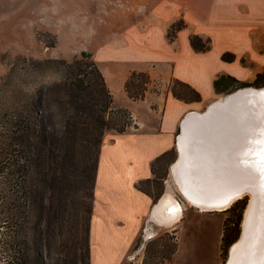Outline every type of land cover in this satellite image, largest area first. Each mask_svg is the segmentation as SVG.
<instances>
[{
  "label": "trees",
  "instance_id": "obj_1",
  "mask_svg": "<svg viewBox=\"0 0 264 264\" xmlns=\"http://www.w3.org/2000/svg\"><path fill=\"white\" fill-rule=\"evenodd\" d=\"M185 27L183 19L174 22L169 40ZM190 43L197 52L212 48L210 38L197 34L191 35ZM221 58L236 60L229 52ZM45 63L60 68L59 82L40 96L15 91L3 95L4 100L0 97V264H91V220L105 134L111 130L124 133L133 120L128 110L113 107L112 93L91 53L83 51L72 61L49 59ZM150 83L147 72H133L125 87L131 98L139 100ZM263 86L264 72L252 82L231 75L214 80L217 94L225 95ZM171 91L186 102L203 100L200 92L179 79H173ZM174 152L176 148L153 161L155 175L159 164ZM151 181H140L136 187L155 203L152 192L143 188ZM233 223L225 222L224 259L238 236L237 229L230 228Z\"/></svg>",
  "mask_w": 264,
  "mask_h": 264
},
{
  "label": "crops",
  "instance_id": "obj_2",
  "mask_svg": "<svg viewBox=\"0 0 264 264\" xmlns=\"http://www.w3.org/2000/svg\"><path fill=\"white\" fill-rule=\"evenodd\" d=\"M154 13L160 28L144 55L95 59L112 93L113 107L129 109L134 125L124 133L108 132L102 145L90 230L91 264L126 260L146 221H152L154 206L153 198L136 184L152 179L153 161L176 148L183 118L203 111L222 95L217 94L214 80L231 75L252 82L264 72V0H165ZM180 19L187 27L170 41L167 32ZM136 26L127 30L128 38L139 37ZM193 34L210 38L211 50L195 51L190 43ZM226 52L235 54L236 60L224 61ZM133 72L150 75L144 100L135 101L126 91ZM173 79L190 84L203 100L176 98Z\"/></svg>",
  "mask_w": 264,
  "mask_h": 264
},
{
  "label": "rangeland",
  "instance_id": "obj_3",
  "mask_svg": "<svg viewBox=\"0 0 264 264\" xmlns=\"http://www.w3.org/2000/svg\"><path fill=\"white\" fill-rule=\"evenodd\" d=\"M163 1L0 0V97L15 91L40 96L59 82L60 68L46 64L49 59L72 61L83 51L96 60L144 55L152 48V34L160 28L154 9ZM135 25L139 37L130 39L127 30ZM177 156L176 150L159 164L153 182L143 188L154 195V205L167 193L175 197L183 210L181 219L170 225L147 220L123 264H225L231 246L239 240L250 196L235 208L232 204L225 211H202L179 189L172 170ZM79 158L77 152L76 161ZM229 219L238 236L224 259L221 247Z\"/></svg>",
  "mask_w": 264,
  "mask_h": 264
},
{
  "label": "bare ground",
  "instance_id": "obj_4",
  "mask_svg": "<svg viewBox=\"0 0 264 264\" xmlns=\"http://www.w3.org/2000/svg\"><path fill=\"white\" fill-rule=\"evenodd\" d=\"M189 117L180 137L181 158L172 166L179 189L202 211H225L251 192L243 236L232 246L228 264H264V176L255 151L264 129V96L238 101L204 120ZM182 213L167 193L150 215L170 225Z\"/></svg>",
  "mask_w": 264,
  "mask_h": 264
},
{
  "label": "water",
  "instance_id": "obj_5",
  "mask_svg": "<svg viewBox=\"0 0 264 264\" xmlns=\"http://www.w3.org/2000/svg\"><path fill=\"white\" fill-rule=\"evenodd\" d=\"M262 96H264V86L263 87H259V88L258 87H244V88H239V89H237V90H235V91H233V92H231L229 94H226L223 97H221V98H219V99L211 102L207 106L206 110H204V112H202V113H198L196 111H192V112L188 113L183 118V120L181 121L180 128H179V134L176 137V150L178 152V156H177L176 161L178 162L180 160V158H181V149H180V140L181 139H180V137L183 136V134L185 132V129H184L185 127L184 126H185L186 121H187V119H188L189 116H190L189 119L190 118H196L197 120H204L207 117L213 116V114L215 112H217V111H220V110H224L226 108H229L230 106L234 105L238 101L244 100L246 98L247 99H251V98H258V97H262ZM222 108H224V109H222ZM245 193H246V195H249L250 196L249 204L247 206V208H248L250 206V202H251V194H250L251 192L245 191ZM162 197L159 199V201L162 199ZM242 198H240V199H242ZM153 208H154V206H153ZM245 213H246V211H245ZM150 218H151V215H150ZM244 221H245V215H244L243 222ZM243 225L244 224L242 223V232H241V235H240L239 240H241L242 239V236H243ZM238 241H236V242H238ZM232 246L230 248L228 260L226 261L225 264H228L229 261H230V259H231V256H232Z\"/></svg>",
  "mask_w": 264,
  "mask_h": 264
},
{
  "label": "snow or ice",
  "instance_id": "obj_6",
  "mask_svg": "<svg viewBox=\"0 0 264 264\" xmlns=\"http://www.w3.org/2000/svg\"><path fill=\"white\" fill-rule=\"evenodd\" d=\"M258 147L255 151L258 153V163L260 165V174L264 176V129H261L260 137L257 141Z\"/></svg>",
  "mask_w": 264,
  "mask_h": 264
}]
</instances>
